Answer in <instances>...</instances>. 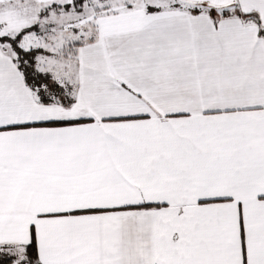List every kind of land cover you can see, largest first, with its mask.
Listing matches in <instances>:
<instances>
[{"label":"snow or ice","instance_id":"obj_1","mask_svg":"<svg viewBox=\"0 0 264 264\" xmlns=\"http://www.w3.org/2000/svg\"><path fill=\"white\" fill-rule=\"evenodd\" d=\"M0 264H264V0H0Z\"/></svg>","mask_w":264,"mask_h":264}]
</instances>
